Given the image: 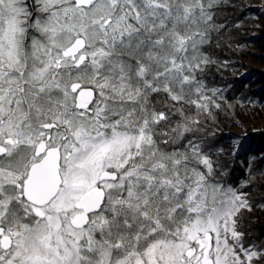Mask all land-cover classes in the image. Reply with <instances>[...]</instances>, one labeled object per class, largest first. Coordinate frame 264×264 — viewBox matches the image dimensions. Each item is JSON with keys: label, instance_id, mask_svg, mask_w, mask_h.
<instances>
[{"label": "snow or ice", "instance_id": "1", "mask_svg": "<svg viewBox=\"0 0 264 264\" xmlns=\"http://www.w3.org/2000/svg\"><path fill=\"white\" fill-rule=\"evenodd\" d=\"M225 0H0V264H264V157L210 127Z\"/></svg>", "mask_w": 264, "mask_h": 264}, {"label": "trees", "instance_id": "2", "mask_svg": "<svg viewBox=\"0 0 264 264\" xmlns=\"http://www.w3.org/2000/svg\"><path fill=\"white\" fill-rule=\"evenodd\" d=\"M264 0H225L224 10L218 13L225 30L218 37L220 46L216 57L227 65L217 73L212 86L220 89L223 104L210 127L216 132L220 147L231 155L225 157L239 180L247 173L246 164L264 157V70L251 71L247 60L264 68V32L259 27L262 17L256 4ZM260 121L262 130L242 138L244 146L236 149V136L229 130L243 123ZM264 209L257 208L250 216L253 236L264 238L259 228Z\"/></svg>", "mask_w": 264, "mask_h": 264}, {"label": "rangeland", "instance_id": "3", "mask_svg": "<svg viewBox=\"0 0 264 264\" xmlns=\"http://www.w3.org/2000/svg\"><path fill=\"white\" fill-rule=\"evenodd\" d=\"M255 6L260 8V11L262 14L259 27L262 28L263 31L261 33H263L264 32V1L259 4H256ZM246 63L250 67L251 71L260 72L264 70L263 67L259 66L256 63H253L250 60H247ZM262 125L263 124L260 121H256V122H251V123H243L240 126H236L232 128L231 130H229L228 133H232L233 135L237 137L236 138V149L241 150V148H243L244 146L242 138L244 136H248L250 132L262 130L263 129ZM259 228H261L262 230L264 229V218L260 221Z\"/></svg>", "mask_w": 264, "mask_h": 264}]
</instances>
